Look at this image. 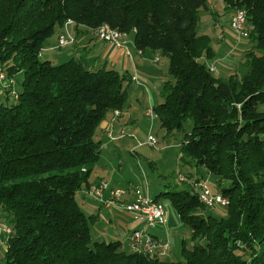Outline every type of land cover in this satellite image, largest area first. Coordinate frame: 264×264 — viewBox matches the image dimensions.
<instances>
[{
  "label": "trees",
  "instance_id": "trees-1",
  "mask_svg": "<svg viewBox=\"0 0 264 264\" xmlns=\"http://www.w3.org/2000/svg\"><path fill=\"white\" fill-rule=\"evenodd\" d=\"M225 2L245 12L252 48L246 73L222 80L207 64L216 59L213 39L197 32L207 0H0V65L5 80L24 76L16 102L7 105L12 84H4L7 102L0 104V211L11 225L4 264H264V0ZM68 21L93 31L108 25L132 37L137 50L169 60L154 115L167 134L191 122L182 159L204 167L229 201L216 217L199 192L154 199L169 201L191 230L180 261L92 238L96 218L76 194L93 184L98 132L109 113L126 108L132 80L73 59L41 61Z\"/></svg>",
  "mask_w": 264,
  "mask_h": 264
},
{
  "label": "rangeland",
  "instance_id": "rangeland-1",
  "mask_svg": "<svg viewBox=\"0 0 264 264\" xmlns=\"http://www.w3.org/2000/svg\"><path fill=\"white\" fill-rule=\"evenodd\" d=\"M234 14L235 11H231V9L228 8L225 0H207V9L200 12V19L197 28L199 35H207L213 39L212 47L216 53L214 63L217 69L215 75L222 80H226L232 74H238L241 77L246 73V70H243L242 64L245 61V52L252 48V42L249 39L245 38L241 41L236 39V36L230 27ZM58 31L49 41H55V35ZM128 39L130 42L132 41V37H128ZM148 53L152 55L150 51H148ZM226 54H229V60L232 62L230 67L227 66L228 64L224 57ZM152 56H155V59L158 58L161 60L160 65L163 64V67H156L159 66L158 63H152L151 65L155 66V68H151L147 71L151 75L149 81L147 80L149 83L146 82V84H144L139 79L142 86L147 87V89L144 88L143 91L135 92H133V90L129 91L127 107L124 113L128 115L132 114L136 121V126L131 124L130 126L125 127L124 132H121L120 128L115 132V134H117V132L120 131V134L123 133L125 136L132 135L131 138L126 136L125 139H122L121 141L105 142L106 145L102 148L101 158L99 165L97 166L102 169V173L99 175L109 181L113 179L111 187L113 189L125 191L129 189V192H132L133 194L141 193L142 195H145L146 190H148V193L152 197H156L165 191L179 192L187 190L198 193L199 189H193L189 185V180L195 179L198 176L206 177V179H208V186L211 190H214V180L209 179V173L204 167H196L195 162L189 158L182 159L181 144L185 134L189 133L192 129L191 122L185 124L184 131H175L171 134H167L166 131L161 128L160 123L155 116L153 118H146L143 116V109L146 108V105H142V111L140 113L138 112V100L143 104L148 102L146 91H149L151 94V100L153 101L154 106L163 103V86L166 81L170 80L167 74L169 60L165 57H161L159 53ZM40 60L49 61L46 54L41 55ZM65 62L54 61L53 64L60 65ZM210 63L211 62H207V64ZM23 79V74H18L12 80V88L18 94L22 91ZM5 81L8 80L6 79ZM134 82L136 83V81ZM5 85L8 86L9 84L5 83ZM2 92H4V89L0 86V104H6L7 101L3 97L4 93ZM16 100L17 99L14 96L10 95L7 105H13ZM149 109L152 108L150 107ZM259 111L264 113V104L259 106ZM115 112L120 113V111ZM149 136H152L158 142L157 148H152L145 143ZM101 138V133L98 132V139ZM179 175L187 178V182H181ZM46 176L47 175H41L36 177V179L44 178ZM20 181L22 180H17L16 183ZM78 200H81V194L78 196ZM163 204L166 211V222L168 213L170 220L173 219L172 226L169 225L168 228L176 229L169 237L171 240L163 239L170 243V251L172 253L171 257H169L168 254L165 259L180 261L183 259V241L187 243V247L191 248L192 246L190 241L191 230L179 221V217L169 201H164ZM209 214H213L216 217H222L225 215V209L212 210ZM115 223L117 224L119 221L113 220L112 223H108L107 225L102 222L98 227V230L101 231V229L105 230L106 228H112L115 230ZM0 226L3 228L11 226L9 220L2 211H0ZM1 229L2 228H0V232H2ZM97 235H99V231L94 230L92 233L94 241H100ZM111 239L112 240L106 239V243L120 240L118 237ZM0 250L3 252H0V264H4L3 256L6 251V246Z\"/></svg>",
  "mask_w": 264,
  "mask_h": 264
},
{
  "label": "crops",
  "instance_id": "crops-1",
  "mask_svg": "<svg viewBox=\"0 0 264 264\" xmlns=\"http://www.w3.org/2000/svg\"><path fill=\"white\" fill-rule=\"evenodd\" d=\"M70 31L72 32L73 36L76 39V42L63 49H57V39L58 36L62 31H58V33L55 35L56 39L55 41H48L46 48L42 51L41 55L46 54L48 57V60L51 62L54 61H62L65 62L66 60H75L81 62L86 69L89 70H98V69H109V70H115L119 72L122 75H127L131 78V86L129 91L135 92V91H143L144 88L147 89V87L138 85L133 81L134 76H137L138 79L141 80L144 84L149 81L150 74L147 72L151 68H155V66H152L151 64H157L159 66L156 67H163V64L160 65L161 60L158 58L155 59V56L157 53H152L150 55L148 51L141 52L137 50L131 41V50H132V56L128 57L124 55L121 51L117 50L114 46L104 44L100 42L93 30H90L85 27H78L75 28L74 25H72L70 28ZM229 55V54H228ZM227 54L224 56L227 61V66L230 67L232 62L229 60V56ZM155 57V58H154ZM66 61V62H68ZM215 61L211 62L209 65H212ZM217 71V70H216ZM148 80V81H147ZM8 84H12V81H7ZM149 83V82H148ZM2 88V87H1ZM3 89V88H2ZM11 90H13L11 86ZM148 95V102H145L144 104L138 100V112L140 113L142 111V105H146V108L143 109V116L146 118L147 116V110L149 108H153V101L151 100V94L149 91H146ZM5 94L4 92H2ZM3 94V97H4ZM5 98V97H4ZM127 107V106H126ZM126 109V108H125ZM124 110L120 111L119 116H115L113 112L109 113L107 118L102 123L101 129L99 132L101 133L102 138L100 139L102 141V148L104 147L106 141L115 142V141H121L124 140L125 136L123 133L120 134V131L115 134V132L120 128L121 132H124L125 127L130 126L131 124L135 125L136 121L133 118L132 114L128 115L124 113ZM146 112V113H144ZM136 126V125H135ZM126 133V132H125ZM132 135H129L127 137L131 138ZM104 142V143H103ZM134 148V147H133ZM132 148V149H133ZM134 153V152H133ZM102 154V153H101ZM135 154V153H134ZM101 158V156H100ZM100 161V160H99ZM99 165V162L97 166ZM94 169V172L92 174V183H100V182H107L110 187H112V180L109 181L108 179H105L100 173H102V169L97 167ZM200 172V171H199ZM209 179H213V188L214 190H211L213 193H217V187H216V179L212 175H208ZM207 177V178H208ZM208 180L206 177L198 176L195 179L189 180V185L193 189H199L198 184L201 181ZM87 189H83L79 191L76 194V200L82 209V211L87 216H93L96 218V221L91 226V232L93 231H99L98 238L99 240L106 242V239L116 238L118 237L120 240L119 242L123 243L125 245L126 249H129L130 244H128L129 236L132 232L135 230L143 229L145 224L143 221L135 220L131 214L127 213L123 208L120 206H105L93 199H91L86 192ZM127 190V188H126ZM126 195L122 199V203H130L136 199L135 193L129 192V189L126 191ZM199 192V191H198ZM132 193V194H131ZM197 193V192H196ZM81 194V200H78V196ZM144 196L150 197L152 199H155L156 197L150 196L148 193V190H146V194ZM105 197H109V193H105ZM113 220H118L119 223H115V230L114 229H101L98 230V227L102 224V222L106 223H112ZM173 219L170 220V216L168 213L167 216V222L164 226L155 228L156 230H149L148 232L155 238L159 239L160 241H166L163 239H170V235L175 232L176 229H169L168 226H172ZM178 226V225H177ZM166 227V228H165ZM0 228H3L0 226ZM153 230V231H152ZM169 235V236H168ZM122 238V239H121ZM171 240V239H170ZM7 236L5 233L0 232V249L6 246ZM116 242V241H115ZM131 249V247H130ZM2 252V250H0ZM3 253V252H2ZM169 254V255H168ZM167 255L171 257V251L169 250V253ZM167 257V256H166Z\"/></svg>",
  "mask_w": 264,
  "mask_h": 264
},
{
  "label": "built area",
  "instance_id": "built-area-1",
  "mask_svg": "<svg viewBox=\"0 0 264 264\" xmlns=\"http://www.w3.org/2000/svg\"><path fill=\"white\" fill-rule=\"evenodd\" d=\"M67 24L64 25L62 32L58 36L57 49H63L73 45L76 42L72 33H68ZM230 27L236 36L238 41L248 38V33H244V26L242 25L241 15H236L232 18ZM96 38L108 45L114 46L117 50L121 51L124 55L131 57V42L128 39V35L116 30L106 29L105 27H99L94 30ZM240 44V43H239ZM215 63H213V71H216ZM133 81H136L138 85L139 79L134 76ZM7 81L2 80V66L0 65V86L3 88ZM14 90L11 91V95L15 97ZM149 109L147 116L150 117ZM120 113H115L117 117ZM152 148H157L158 142L149 136L145 142ZM181 182H187V178L179 175ZM200 202L204 204L210 210L223 209L226 198H218V193H213L208 186L207 180L201 181L199 184ZM87 195L105 205V206H120L132 215L135 220L143 221L145 226L143 229L135 230L132 232L128 239V244L145 243V250H139V254L149 256V253H156V257L165 258L170 250V243L168 241H160L153 237L148 231L157 227L164 226L166 224V211L163 203H159L158 206H150V197L144 196L141 193H135L136 199L130 203H122L123 197L126 195L125 190L113 189L107 182H100L92 184L87 190ZM109 193V197H105V193ZM1 231L7 235L10 233V229L2 228Z\"/></svg>",
  "mask_w": 264,
  "mask_h": 264
},
{
  "label": "bare ground",
  "instance_id": "bare-ground-1",
  "mask_svg": "<svg viewBox=\"0 0 264 264\" xmlns=\"http://www.w3.org/2000/svg\"><path fill=\"white\" fill-rule=\"evenodd\" d=\"M236 15H241V17H242V25L244 26V33H246V30H245V28H246V14L244 13V11H242V10H237V11H235V14L233 15V17H235ZM232 21V20H231ZM67 25H69L68 26V33H72L70 30H69V27L70 26H72V21H68L67 23H66ZM101 27H105L106 29H112V28H110L108 25H103V26H101ZM132 53V52H131ZM210 70H211V72H214L213 71V66H211V68H210ZM2 80L4 81L5 80V74H4V72L2 71ZM115 113H119V112H115ZM114 113V114H115ZM155 115H154V112L153 111H150V118H153ZM199 198H200V192H199ZM218 198H225L224 196H222L221 194H218ZM159 203H161V202H156L154 199H150V206H158L159 205ZM229 205V201L227 200V203H225V206L223 207V209L224 208H226L227 206ZM130 247H131V249H132V251H133V253H137V254H139V250H145V243H138V246L136 245V244H130ZM141 255V254H140ZM149 255L151 256V255H155L156 256V253H149Z\"/></svg>",
  "mask_w": 264,
  "mask_h": 264
}]
</instances>
